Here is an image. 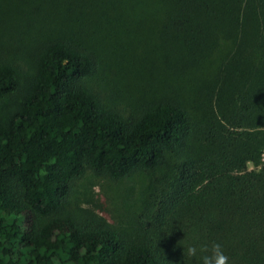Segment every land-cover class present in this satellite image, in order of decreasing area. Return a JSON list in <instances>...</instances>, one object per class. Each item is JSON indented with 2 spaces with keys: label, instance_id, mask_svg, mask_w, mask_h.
<instances>
[{
  "label": "trees",
  "instance_id": "obj_1",
  "mask_svg": "<svg viewBox=\"0 0 264 264\" xmlns=\"http://www.w3.org/2000/svg\"><path fill=\"white\" fill-rule=\"evenodd\" d=\"M139 1L154 4L171 68L211 65L200 107L111 104L78 38L34 45L23 95V67L0 55V264H202L187 246L207 244L200 255L211 256L213 243L228 264H264V0H134L129 10ZM118 18L108 22L121 33ZM88 172L152 176L132 231L68 209Z\"/></svg>",
  "mask_w": 264,
  "mask_h": 264
},
{
  "label": "rangeland",
  "instance_id": "obj_2",
  "mask_svg": "<svg viewBox=\"0 0 264 264\" xmlns=\"http://www.w3.org/2000/svg\"><path fill=\"white\" fill-rule=\"evenodd\" d=\"M114 1L0 0V55L11 61L17 59L16 63L23 67L22 95L34 72L30 56L34 47L56 35L89 42L96 56L92 84L105 93L111 104L131 111L144 102L169 97L195 112L200 107L196 89L200 80L213 74V69L208 70L211 65L206 66V72L175 71L169 66L158 36L154 4L151 9L141 11L146 3L135 2L137 8L132 11L128 7L134 0H120L122 4ZM117 17V22L126 26L124 30L120 27L121 33L113 32L108 22ZM217 55L214 58L219 60ZM194 71L198 72L196 79L191 75ZM14 106L15 98L8 99L2 113L8 114ZM260 153L264 160V146ZM250 167H254L253 162ZM151 183L152 176L144 173L113 179L88 172L73 181L68 209L77 212L88 209L108 223L132 231Z\"/></svg>",
  "mask_w": 264,
  "mask_h": 264
},
{
  "label": "clouds",
  "instance_id": "obj_3",
  "mask_svg": "<svg viewBox=\"0 0 264 264\" xmlns=\"http://www.w3.org/2000/svg\"><path fill=\"white\" fill-rule=\"evenodd\" d=\"M208 251V245H195L190 244L187 246L186 254L188 257H196L202 261V264H228V257L223 253L221 245L213 243L211 245L212 255H200Z\"/></svg>",
  "mask_w": 264,
  "mask_h": 264
}]
</instances>
